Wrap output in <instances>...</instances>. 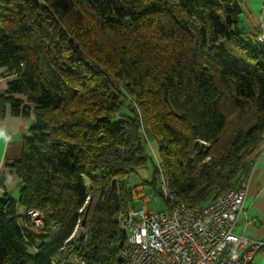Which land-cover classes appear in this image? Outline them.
<instances>
[{"label":"trees","instance_id":"1","mask_svg":"<svg viewBox=\"0 0 264 264\" xmlns=\"http://www.w3.org/2000/svg\"><path fill=\"white\" fill-rule=\"evenodd\" d=\"M241 3L0 0V67L14 76L0 113L10 101L34 114L11 165L19 197L0 195V264H121L118 215L135 206L149 141L190 205L248 180L264 143V46ZM158 180L155 165L142 184L162 197Z\"/></svg>","mask_w":264,"mask_h":264},{"label":"built area","instance_id":"2","mask_svg":"<svg viewBox=\"0 0 264 264\" xmlns=\"http://www.w3.org/2000/svg\"><path fill=\"white\" fill-rule=\"evenodd\" d=\"M257 40L264 46V35L258 33ZM157 166L166 208L149 210L143 189L135 190L132 198L142 200V207L129 204L118 215L119 225L126 234L119 252L121 264H253L262 242L252 241L237 231L245 209L248 180L199 207L181 200L173 192L167 167L158 158ZM82 180L88 201L90 181L85 176ZM141 195L144 196L137 198ZM26 213L36 232L44 227L42 210L31 208ZM79 221L72 237L80 226ZM57 227L56 223L52 225Z\"/></svg>","mask_w":264,"mask_h":264},{"label":"crops","instance_id":"3","mask_svg":"<svg viewBox=\"0 0 264 264\" xmlns=\"http://www.w3.org/2000/svg\"><path fill=\"white\" fill-rule=\"evenodd\" d=\"M247 1V0H246ZM249 6H262V11L258 12L251 8L249 11V18L247 19V27L252 31H257L255 23L261 24L264 30V0H248ZM253 14V19L251 18ZM14 76L6 73L5 67H0V96L8 95L9 83ZM10 97L14 99L24 100L26 97L21 93L11 94ZM34 121V114L23 115L13 112V103L7 101L5 103L4 113H0V174L6 176L5 187L0 185V195L8 192L9 178H14V169L11 166L15 160L19 159L24 142L30 136V127ZM258 151V152H257ZM256 151L254 167L248 179L247 197L245 201L244 212L240 215L237 231L245 235L252 241H262L264 243V143ZM19 179V178H18ZM14 196V195H13ZM14 196V198H18ZM163 198V196H162ZM148 200V199H147ZM146 200V202H147ZM139 199L134 200L138 203ZM23 208L21 207V211ZM263 246V245H262ZM261 246V247H262Z\"/></svg>","mask_w":264,"mask_h":264},{"label":"rangeland","instance_id":"4","mask_svg":"<svg viewBox=\"0 0 264 264\" xmlns=\"http://www.w3.org/2000/svg\"><path fill=\"white\" fill-rule=\"evenodd\" d=\"M243 2H244L245 6L241 3V7H242V9L244 11L242 16H243L245 22H247V19L249 21H251V19L249 18V11H250L251 8L256 9L258 12L262 11V6L261 5H259L258 7H255L254 5H251V7H250L249 4H248V3H251L250 1L243 0ZM263 6H264V4H263ZM250 13H252V11H250ZM251 18L252 19L254 18L253 14H251ZM261 24L257 25V23H255V27L257 29V32L260 35H264V30H263ZM149 144H150V146H148V148H149V152H150V155H151V160H149V162L147 164V167H144L143 170H141V171L139 170L138 172H135V173L132 174V176H131V185H133V186L136 185V186L133 187V189L135 188V190L137 188H139L138 191H140L141 188L143 189L145 196L141 195L140 197L138 196L137 198H142L144 196L145 200L148 199L147 202H146V207L149 210H155V209L162 210V209L166 208V202H165L164 198L160 197V195H156L154 193V191L151 190L150 187H147V186L142 184L143 181L146 180V179L152 180V178H153V168H154L155 165H157V158L159 156V154L156 152V150L154 148L155 146H152L150 141H149ZM9 179L10 180H9V183H8L9 184L8 185V189L12 193V196L14 195L15 197H17L19 195V182L20 181H19V179H18V177L16 175H14V178H9ZM137 184H139V185H137ZM158 186H159V181H158ZM130 198H132V197H130ZM145 200H143V201H145ZM142 204H143L142 200H139V202L136 203L135 206L137 208H141ZM80 212H84L82 208L80 209ZM37 226L39 227V225H37ZM81 229L82 228L79 226V228L76 231L75 236H79ZM253 264H264V243L263 242L261 243L260 247L255 252Z\"/></svg>","mask_w":264,"mask_h":264},{"label":"bare ground","instance_id":"5","mask_svg":"<svg viewBox=\"0 0 264 264\" xmlns=\"http://www.w3.org/2000/svg\"><path fill=\"white\" fill-rule=\"evenodd\" d=\"M167 171H168V169H167ZM135 196V188L134 189H132V197H134ZM125 234V233H124ZM126 235V234H125Z\"/></svg>","mask_w":264,"mask_h":264}]
</instances>
